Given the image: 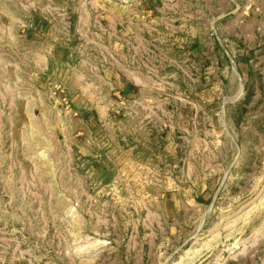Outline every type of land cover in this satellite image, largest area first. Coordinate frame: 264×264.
<instances>
[{"label":"rangeland","instance_id":"1","mask_svg":"<svg viewBox=\"0 0 264 264\" xmlns=\"http://www.w3.org/2000/svg\"><path fill=\"white\" fill-rule=\"evenodd\" d=\"M0 264H264V0H0Z\"/></svg>","mask_w":264,"mask_h":264}]
</instances>
